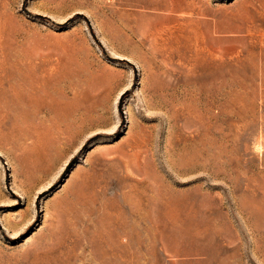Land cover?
<instances>
[{"label":"rangeland","instance_id":"obj_1","mask_svg":"<svg viewBox=\"0 0 264 264\" xmlns=\"http://www.w3.org/2000/svg\"><path fill=\"white\" fill-rule=\"evenodd\" d=\"M0 264H264V0H0Z\"/></svg>","mask_w":264,"mask_h":264}]
</instances>
